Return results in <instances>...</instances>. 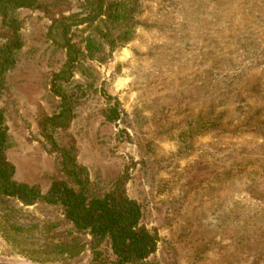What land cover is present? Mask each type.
<instances>
[{
	"label": "rangeland",
	"instance_id": "rangeland-1",
	"mask_svg": "<svg viewBox=\"0 0 264 264\" xmlns=\"http://www.w3.org/2000/svg\"><path fill=\"white\" fill-rule=\"evenodd\" d=\"M14 14L21 47L0 90L12 180L77 191L65 161L88 194L135 203L155 243L141 264H264V0H34ZM61 103L66 127L43 123ZM11 204L47 262L0 237V264L112 263L61 206Z\"/></svg>",
	"mask_w": 264,
	"mask_h": 264
},
{
	"label": "trees",
	"instance_id": "trees-1",
	"mask_svg": "<svg viewBox=\"0 0 264 264\" xmlns=\"http://www.w3.org/2000/svg\"><path fill=\"white\" fill-rule=\"evenodd\" d=\"M33 5L34 0H0L1 24L9 31L5 42L0 44V90L4 75L12 68L14 55L21 47L14 13L18 9ZM89 46L87 42L84 49L90 50ZM66 56L67 60L61 73L71 61L68 51ZM54 92L59 97L58 87ZM46 122L53 127H66L68 117L62 103L50 118L43 121ZM8 147L4 117L0 110V237L17 254L35 262H47V259H42L46 258L42 256L47 252L39 249L34 251L29 236L17 232L32 226L20 227L13 222V218L10 217L13 213L12 201L23 206H30L36 201L61 206L64 218L76 231L85 232L96 242L104 238L108 240L113 256L111 264H141L143 259L153 252L155 243L152 237L145 231L137 230L140 209L135 203L111 194L103 196L88 194L85 187L81 186L79 170H76L74 164L65 161L61 163V168L68 180L79 187L77 191L68 188L64 183H52L46 192L41 193L36 187L17 183L12 180V166L4 158V152ZM11 231L17 235H12ZM55 249L58 254L65 252L61 246H55Z\"/></svg>",
	"mask_w": 264,
	"mask_h": 264
}]
</instances>
